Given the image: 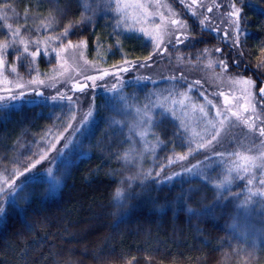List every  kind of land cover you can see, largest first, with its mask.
Returning a JSON list of instances; mask_svg holds the SVG:
<instances>
[{
    "label": "trees",
    "instance_id": "1",
    "mask_svg": "<svg viewBox=\"0 0 264 264\" xmlns=\"http://www.w3.org/2000/svg\"><path fill=\"white\" fill-rule=\"evenodd\" d=\"M116 1L0 0V45H10L9 26L31 40L52 38L59 48L68 40L83 44L85 58L95 66L131 74L114 90L96 91L89 125L81 126L67 160L54 167L60 182L56 191L41 165H33L66 130H76V111L71 104L38 98L16 106L0 103V172L16 180L11 198L0 199V264H264V172L248 159L247 170L236 172L240 156L247 153L253 160L248 153L260 146L264 151V137L244 123L249 112L255 115L249 124L264 126L259 93L264 87V0L230 1L241 8V32L231 19L223 31L200 19L220 0H206L195 14L167 0L188 31L171 35L161 49L151 36L121 23ZM20 53L10 45L9 64H19ZM211 55L219 77L210 79L206 71L202 78L193 67ZM221 61L233 78L221 77ZM29 62L34 64L30 58L25 65L32 66ZM38 62L42 70L55 64L42 56ZM167 62L165 77L151 74L152 65ZM132 70L142 78L132 79ZM241 79L254 81L251 96L244 91L248 86L238 84ZM196 81L221 115L193 88ZM220 93H233L235 99L224 104ZM160 94L181 96L186 111L204 108L217 128L190 137L179 109L150 108ZM148 111L147 137L158 145L156 152L145 150L136 133ZM190 163L203 166V174L183 170L169 177ZM224 178L230 186L218 188ZM117 190L123 193L119 199Z\"/></svg>",
    "mask_w": 264,
    "mask_h": 264
},
{
    "label": "rangeland",
    "instance_id": "2",
    "mask_svg": "<svg viewBox=\"0 0 264 264\" xmlns=\"http://www.w3.org/2000/svg\"><path fill=\"white\" fill-rule=\"evenodd\" d=\"M178 3L182 4V6L191 14H195L198 8L201 7L202 3L206 2V0H176ZM231 0H220L216 2L212 6L211 11H208L203 15V17L199 16L201 20H203L204 24L206 23L214 28H218L219 30H226L228 26H230L228 12L230 11L229 4ZM116 3L120 5L119 10L116 8V11L123 14L120 15V21L123 23L130 31L133 32H143L153 38V42L155 43V47L158 49L163 48V43L167 41V39L171 38V35H183L187 33L188 26L185 21H183L177 13H174L175 8L170 6L167 0H117ZM143 5L144 7H139ZM176 12V11H175ZM177 20L180 23L177 25H172L171 20ZM231 21V20H230ZM232 23V21H231ZM7 31L10 33V45H16L21 49L20 53V63L19 64H9L7 60V52L8 48L4 52L5 65L2 69H0V103H12L14 106L19 105L22 101L33 102L38 98V101H53L60 103H68L71 104L72 108L76 111L75 118L78 120L77 125L75 126V131L68 134L69 130L65 131L60 137L58 141L54 143L52 149L44 154L39 162H37L34 167H39L41 165V173L48 176V178L52 181V190L56 191L59 186V181L56 180L54 167L58 161H66L67 160V149H71L74 145H76L78 138L76 132H80L81 126H88L93 114V102L94 95L96 91L99 89L105 88L106 90H114L118 88V84L120 82H125L130 80L128 78L131 74L116 73L112 71V73H108L105 75L103 79H96L95 84L93 85V81L89 80L88 77H100L103 73H105V69L102 67L95 66L89 60H87L84 53V45H80L79 47L73 46L70 49H66L60 58L56 57L54 50H59L58 45L52 39H38L31 40L27 37H23L21 34L13 35L16 30L11 27H7ZM149 33V34H148ZM151 38V39H152ZM24 40L25 44L28 46L29 51H35L38 46L40 48V55L34 60V64L32 66L25 65L26 61H28L31 57L23 52L24 44H20V40ZM59 41V39H58ZM8 44V43H4ZM1 44V45H4ZM9 45V44H8ZM9 45V46H10ZM65 45V44H64ZM158 46V47H157ZM63 47V45H61ZM44 59H48L49 62L53 61L55 64L53 67L42 70L39 67L38 60L40 57ZM213 56L206 57L205 64H202L199 68L195 66L193 69H196L199 76L202 78L206 77V71H208L210 75V79H215L219 77L218 71L216 68H213ZM208 62H211L209 64ZM208 65L206 66V64ZM168 64L170 66V62L165 63L164 65H152L150 71L151 74H154L156 77H163L168 72ZM181 64V63H179ZM221 65V62L219 63ZM205 66L208 69H205ZM224 67V66H223ZM170 68V67H169ZM225 68V67H224ZM15 69V71H13ZM143 69V68H142ZM225 74L221 75L225 76L227 79H231L234 77V72L228 71L227 68L224 69ZM132 79H140L142 76L138 71L132 70ZM171 73V72H169ZM166 76V75H165ZM164 76V77H165ZM172 77V76H170ZM168 78V77H166ZM117 81L115 82V80ZM35 80L37 83H32ZM39 81H43V83H39ZM83 83H88V87L82 91H74L73 87L75 85H82ZM231 84V83H230ZM238 84L241 88H245L246 85L242 83ZM193 88H198L200 94L204 99L208 102L211 101L213 105L214 114L218 113V106L214 103L212 98H210L207 94V90L200 87L198 84H194ZM41 91L43 95H36ZM21 94L23 96L21 97ZM226 94V93H225ZM224 94V95H225ZM63 95L65 99L61 100L59 97ZM15 96V98H13ZM57 97L56 100L52 99V97ZM71 96L72 99L69 101L67 97ZM181 97V96H180ZM179 96H167L165 94H160L155 99L153 105L150 108L159 109L163 105L168 107V109H179V115L183 117V120L186 123L185 128L188 130V134L190 137L196 138L199 135H204L208 131H213L217 128L215 124L207 118L205 113V109L203 112L200 111L202 107H196V109H189L186 111L183 109L182 105L186 104V100L180 98ZM224 100V97L221 96ZM229 100H234L235 95L228 94ZM260 99L258 98V101ZM250 99L244 102V104H248ZM261 101V100H260ZM259 101V102H260ZM70 102V103H69ZM225 104V101H223ZM191 108V106H189ZM230 112H234L233 109ZM144 117H150L151 112L148 111L146 114H143ZM215 115V116H216ZM221 115V113L219 114ZM254 115L253 113L248 112V117ZM204 116L203 121H199L200 118ZM255 116V115H254ZM140 118L141 120H145L143 123L144 126H140L137 128L136 133L139 135V138L143 142V146L145 150L149 149L150 151H157L158 145L155 142H152L148 139L147 135L151 132V126L148 122L149 119ZM74 118V119H75ZM88 123L84 125V122ZM144 122V121H140ZM221 131V129L219 130ZM142 138H141V137ZM197 139V138H196ZM198 141V140H197ZM261 142L258 143L260 145ZM197 146V145H196ZM246 155L240 156L237 160H239V165L237 166L236 172L241 174L244 173L246 169L245 161L248 159L250 162L259 163L258 166L261 172H264V151L262 152L261 146L254 150L252 154L254 159L251 157H247ZM247 157V159L243 158ZM176 169L169 176L171 178L172 175H183V170L185 173H188L192 176H201L203 174V166L197 165L196 168L192 166V164H188L187 166L179 169ZM18 175V174H17ZM169 179V178H167ZM227 181L224 178L223 182ZM16 180L9 179L6 173L0 172V199L2 201H7L6 199H10L13 190L16 191ZM229 183H224L223 187L228 186ZM230 186V185H229Z\"/></svg>",
    "mask_w": 264,
    "mask_h": 264
},
{
    "label": "snow or ice",
    "instance_id": "3",
    "mask_svg": "<svg viewBox=\"0 0 264 264\" xmlns=\"http://www.w3.org/2000/svg\"><path fill=\"white\" fill-rule=\"evenodd\" d=\"M139 7H144L143 5H140ZM120 8V5L117 4V9L119 10ZM229 8H230V11L228 12V18L231 19L233 21V24H234V27L236 29L237 32H241L243 31V29L240 27V19H241V8L240 7H237L235 3H230L229 4ZM209 11H211V9H209ZM178 23H180L179 21L173 19L171 20V24L172 25H177ZM73 27V25H69L68 28H65L64 32L61 34L62 37H66L68 34H69V30L70 28ZM19 34V30L17 29L16 32L13 33V35H18ZM150 35V34H149ZM178 39V38H177ZM20 44H24V48H23V52L25 54H27L28 56L31 57L32 60H35L39 55H40V48L38 46V43H37V47H36V50L35 51H29V48L28 46L25 44L24 40H20L19 41ZM239 43V37H237L234 41H233V44L236 45ZM80 45H76V47H79ZM9 47L8 44H4V45H0V69H2L5 65V59H4V52L5 50ZM73 47V43L71 40H68L67 41V44L63 45V47H60L59 50H54L55 51V54H56V57L57 58H60L61 57V54L66 50V49H70ZM158 47V46H157ZM216 51H220V49H217ZM242 54V53H241ZM17 59H19V55H17L16 57ZM151 59V56H149L146 61H145V64L143 66H146L147 64V60H150ZM128 63H131L129 61H124V64H128ZM221 64L226 67V65L224 64L223 61H221ZM237 66L238 63H237ZM120 70L123 71V72H127L129 71V69L127 67H124L123 65H120ZM13 71H15V69H13ZM105 75H108L107 72L103 73L100 77H88L89 80L93 81V85L95 84V80L96 79H103V77ZM32 83H37V81L33 80ZM39 83H43V81H39ZM199 81H196V84H198ZM239 83H242L243 85H246L248 86L247 88L244 89L245 93L247 96H251V92L249 91L250 87L254 85V81L251 80V79H241L239 81ZM83 90V88H81V91ZM259 93H260V96L262 98H264V87H260L259 89ZM36 95H43L42 93H35ZM220 95L224 96L223 93H220ZM23 96V94H21V97ZM13 98H15V96H13ZM52 99L56 100L57 97H52ZM59 99L63 100L65 99V97L63 95H61L59 97ZM67 99L69 101H71L72 97L69 96L67 97ZM224 101H225V104H228V101H229V97L228 96H224ZM209 103H211V101H209ZM231 109H227V111H230ZM201 112L204 111L203 108L200 109ZM244 111H248V107L245 106L244 107ZM252 111L255 112V107L252 108ZM220 113L218 112V115ZM232 115L237 117V119H241L242 117L240 116V113L239 112H232ZM252 119V117H248L247 119H244V123L247 124L249 126V129L250 130H253L255 129L256 131H258V134L259 136L261 137H264V126H259L258 129L255 128V125L254 124H249V120ZM88 122L85 121L84 122V125H86ZM83 127V126H82ZM82 127L80 128V130L82 129ZM213 139H215V137H213ZM245 159H247V157H245ZM23 175V173H22ZM225 182H221V184H218L217 187L220 188V187H223V184ZM261 184H264V180H261ZM262 195H264V193H261ZM116 197L117 199L121 198L123 193L120 191V190H117L116 192ZM2 211V210H0Z\"/></svg>",
    "mask_w": 264,
    "mask_h": 264
},
{
    "label": "water",
    "instance_id": "4",
    "mask_svg": "<svg viewBox=\"0 0 264 264\" xmlns=\"http://www.w3.org/2000/svg\"><path fill=\"white\" fill-rule=\"evenodd\" d=\"M87 87H88V83H83L82 85L77 84L73 87V90L78 92V91H81V88H83V90H85ZM38 93H41V91H39Z\"/></svg>",
    "mask_w": 264,
    "mask_h": 264
}]
</instances>
